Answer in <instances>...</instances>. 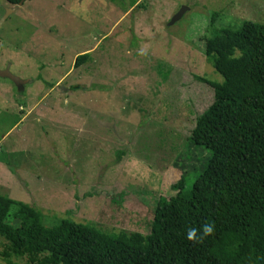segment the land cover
<instances>
[{
  "label": "rangeland",
  "instance_id": "1",
  "mask_svg": "<svg viewBox=\"0 0 264 264\" xmlns=\"http://www.w3.org/2000/svg\"><path fill=\"white\" fill-rule=\"evenodd\" d=\"M131 1L0 0V71L22 81L0 75V195L47 227L148 233L158 196L208 155L188 135L213 98L194 75L222 80L204 53L210 17L264 23V0Z\"/></svg>",
  "mask_w": 264,
  "mask_h": 264
},
{
  "label": "trees",
  "instance_id": "2",
  "mask_svg": "<svg viewBox=\"0 0 264 264\" xmlns=\"http://www.w3.org/2000/svg\"><path fill=\"white\" fill-rule=\"evenodd\" d=\"M216 20L210 17L204 53L222 80L194 75L212 88L213 98L188 135L208 151L193 181L182 171L171 185L175 193L158 196L146 234L69 218L47 227L39 210L0 195L6 264L20 258L27 264H264V23L243 20L232 29L216 28ZM89 56L76 55L74 67ZM14 206L17 225L9 220ZM208 223L210 234L199 242L187 239L189 228Z\"/></svg>",
  "mask_w": 264,
  "mask_h": 264
},
{
  "label": "clouds",
  "instance_id": "3",
  "mask_svg": "<svg viewBox=\"0 0 264 264\" xmlns=\"http://www.w3.org/2000/svg\"><path fill=\"white\" fill-rule=\"evenodd\" d=\"M213 230V225L208 223L204 224L201 229L196 228H189L187 230V239L193 242H199L202 240L205 236L210 234ZM198 231L200 232V235H197Z\"/></svg>",
  "mask_w": 264,
  "mask_h": 264
},
{
  "label": "water",
  "instance_id": "4",
  "mask_svg": "<svg viewBox=\"0 0 264 264\" xmlns=\"http://www.w3.org/2000/svg\"><path fill=\"white\" fill-rule=\"evenodd\" d=\"M22 4L23 3L21 2L17 6H21ZM14 10H15V8H11V9H8L7 11H8V13H10V12H13ZM0 75L1 76H6V77H9L10 76L15 82H19V81L22 82L20 79H18L17 77L11 75L9 72H6V71L0 72Z\"/></svg>",
  "mask_w": 264,
  "mask_h": 264
},
{
  "label": "crops",
  "instance_id": "5",
  "mask_svg": "<svg viewBox=\"0 0 264 264\" xmlns=\"http://www.w3.org/2000/svg\"><path fill=\"white\" fill-rule=\"evenodd\" d=\"M0 72H2V71H0ZM55 85H57V84H55ZM54 87V85L53 86H51V88H53ZM33 108V107H32ZM32 109H30L29 111H28V115H29V113H30V111H31ZM5 136V135H4ZM4 136H3V138H4ZM3 187V186H2Z\"/></svg>",
  "mask_w": 264,
  "mask_h": 264
}]
</instances>
